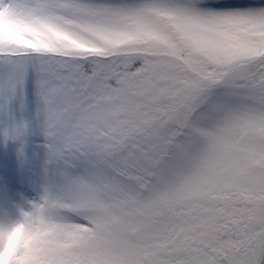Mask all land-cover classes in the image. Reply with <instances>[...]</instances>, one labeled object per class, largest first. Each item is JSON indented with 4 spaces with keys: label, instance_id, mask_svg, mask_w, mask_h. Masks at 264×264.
Instances as JSON below:
<instances>
[{
    "label": "snow or ice",
    "instance_id": "snow-or-ice-1",
    "mask_svg": "<svg viewBox=\"0 0 264 264\" xmlns=\"http://www.w3.org/2000/svg\"><path fill=\"white\" fill-rule=\"evenodd\" d=\"M27 85L52 187L12 264H264V0H0L21 145Z\"/></svg>",
    "mask_w": 264,
    "mask_h": 264
},
{
    "label": "rangeland",
    "instance_id": "rangeland-1",
    "mask_svg": "<svg viewBox=\"0 0 264 264\" xmlns=\"http://www.w3.org/2000/svg\"><path fill=\"white\" fill-rule=\"evenodd\" d=\"M30 87V85L26 86L23 108L17 113L18 119L23 120L28 129L23 138V145L16 141H5L0 138V179L4 180L7 185L6 197L9 212H15L17 206L27 210L29 202L38 201L40 197L39 185L45 182L43 176L36 178V172H34L36 169H34V164L38 162L42 154L47 156L45 147L47 141L43 135V121L38 122L39 104L34 91L29 90ZM34 127L38 129L35 130ZM21 150L22 154H20ZM36 152H40L41 155H36ZM25 156L30 160H25ZM34 157L36 160L31 161ZM52 168L48 174L51 173Z\"/></svg>",
    "mask_w": 264,
    "mask_h": 264
},
{
    "label": "clouds",
    "instance_id": "clouds-1",
    "mask_svg": "<svg viewBox=\"0 0 264 264\" xmlns=\"http://www.w3.org/2000/svg\"><path fill=\"white\" fill-rule=\"evenodd\" d=\"M51 187L48 183L40 184V196L49 192ZM35 231L19 211L0 210V264H12L15 254L30 245Z\"/></svg>",
    "mask_w": 264,
    "mask_h": 264
},
{
    "label": "trees",
    "instance_id": "trees-1",
    "mask_svg": "<svg viewBox=\"0 0 264 264\" xmlns=\"http://www.w3.org/2000/svg\"><path fill=\"white\" fill-rule=\"evenodd\" d=\"M29 90L31 91V92H33V89L30 87L29 88ZM39 118V120H38V122H40V121H42V117H38ZM35 128V130H37L38 128L37 127H34ZM28 132V131H27ZM46 139V138H45ZM47 141V140H46ZM47 143V142H46ZM36 155H38V156H40L41 155V153L40 152H36ZM35 155V156H36ZM45 157H46V159H45ZM25 158V160L26 159H29L30 160V158L29 157H27V156H25L24 157ZM43 159H45L46 160V163H45V160H43ZM36 159H35V157L33 158V159H31V161H35ZM29 163V162H28ZM35 165V167H34V169H35V171L34 172H36V175H35V177L36 178H41L42 176H43V179H44V177H45V175H47L48 174V172L50 171V169L52 168V166L53 165H51V164H47V156H45L44 154H42V156L39 158V160H38V162L36 163V164H34ZM21 167V166H20ZM38 167V168H37Z\"/></svg>",
    "mask_w": 264,
    "mask_h": 264
}]
</instances>
